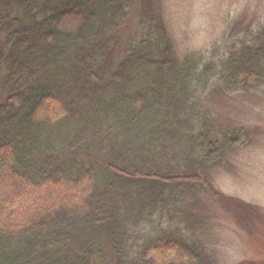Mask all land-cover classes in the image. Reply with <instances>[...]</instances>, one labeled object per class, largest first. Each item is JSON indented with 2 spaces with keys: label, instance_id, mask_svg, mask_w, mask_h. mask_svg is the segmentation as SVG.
I'll list each match as a JSON object with an SVG mask.
<instances>
[{
  "label": "trees",
  "instance_id": "16d2710c",
  "mask_svg": "<svg viewBox=\"0 0 264 264\" xmlns=\"http://www.w3.org/2000/svg\"><path fill=\"white\" fill-rule=\"evenodd\" d=\"M222 55L151 0H0V264H213L184 230L246 131L204 102L264 85V26Z\"/></svg>",
  "mask_w": 264,
  "mask_h": 264
},
{
  "label": "rangeland",
  "instance_id": "374dc122",
  "mask_svg": "<svg viewBox=\"0 0 264 264\" xmlns=\"http://www.w3.org/2000/svg\"><path fill=\"white\" fill-rule=\"evenodd\" d=\"M151 2L161 8L180 56L197 54L203 60H220L228 37L236 39L264 26V0ZM136 13L135 8L130 26ZM2 94L0 88V97ZM204 105L215 126L239 127L246 135L244 143L226 155L227 164L213 167L207 175L210 186L225 196L223 201L232 209L201 190L193 207L195 228L184 234L213 264H264V85L213 93ZM10 176H0V182L8 181L16 190L26 189L25 181Z\"/></svg>",
  "mask_w": 264,
  "mask_h": 264
}]
</instances>
